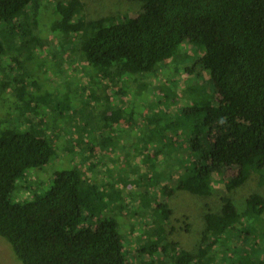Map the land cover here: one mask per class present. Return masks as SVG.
Returning a JSON list of instances; mask_svg holds the SVG:
<instances>
[{
    "label": "trees",
    "instance_id": "obj_1",
    "mask_svg": "<svg viewBox=\"0 0 264 264\" xmlns=\"http://www.w3.org/2000/svg\"><path fill=\"white\" fill-rule=\"evenodd\" d=\"M139 1L140 10L121 21L113 14L85 17L81 0L57 1L53 9L59 19L52 29L77 34L85 60L100 67L109 82L155 71L176 57L183 42L202 49L192 66L206 70L213 91L206 92L210 97L191 93L192 104L184 108V115L196 117L194 128L187 131L195 158L165 193L176 189L209 196L212 174L226 175L220 208L203 207L201 243L211 238L234 252L230 234L245 236L237 222L244 215L264 213V195L249 194L242 213L227 195L252 174L264 181V0ZM40 2L0 0V56L13 46L15 29L23 36L13 49L19 59L11 81L19 103L29 95V81L35 86L21 53L33 54L44 44L36 34ZM33 101L38 100L31 96L22 105L30 107ZM53 152L50 138L41 130L0 129V235L22 264H127L116 220L86 222L99 210L98 192L78 168L56 171L49 187L31 199H9L17 179L27 169L46 164ZM155 210L156 229L147 243L150 251L160 252L155 262L204 264V248L192 252L169 238L162 223L171 208L158 203ZM238 259L241 264H264V257Z\"/></svg>",
    "mask_w": 264,
    "mask_h": 264
},
{
    "label": "rangeland",
    "instance_id": "obj_2",
    "mask_svg": "<svg viewBox=\"0 0 264 264\" xmlns=\"http://www.w3.org/2000/svg\"><path fill=\"white\" fill-rule=\"evenodd\" d=\"M57 1L67 0L40 2L35 22L36 34L44 40L42 48L30 55L21 53L35 86L29 81V95L20 103L11 85L19 59L13 49L23 42L18 29L13 32V46L0 56V129L41 130L54 150L46 164L27 169L17 179L9 199H31L49 187L56 171L76 167L98 192L99 210L86 222L93 224L104 217L116 220L127 264H158L159 250L152 252L147 246L156 229L152 220L158 203L172 210L162 223L169 238L192 252L204 248V264L209 259L211 264H241L239 257H264V213L244 215L237 222L245 236L230 234L229 248L235 246L234 252L227 245L210 242L211 238L201 243L203 207L220 208L226 175L212 174L209 196L176 189L171 195L165 193L195 158L187 131L194 128L196 117L184 115V108L192 104L191 93L210 97L206 92L213 91L206 70L192 66L202 49L183 42L176 57L155 71L109 82L100 67L85 60L77 34L53 31L59 19L53 9ZM81 1L85 17L113 14L118 21L136 14L142 4L139 0ZM31 96L39 102L23 106ZM253 192L264 195V181L257 173L227 195L242 213ZM0 264H22L1 235Z\"/></svg>",
    "mask_w": 264,
    "mask_h": 264
}]
</instances>
